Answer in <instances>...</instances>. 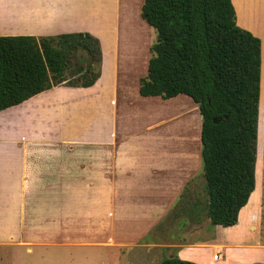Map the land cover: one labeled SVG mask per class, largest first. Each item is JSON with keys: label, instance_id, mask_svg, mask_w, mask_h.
Returning <instances> with one entry per match:
<instances>
[{"label": "crops", "instance_id": "1", "mask_svg": "<svg viewBox=\"0 0 264 264\" xmlns=\"http://www.w3.org/2000/svg\"><path fill=\"white\" fill-rule=\"evenodd\" d=\"M145 1L10 0L0 7V36L90 32L103 51L94 85H58L0 111V257L9 264H160L174 255L240 264L250 251L264 262L263 183L257 208L248 201L237 224L203 218L188 223L190 235L178 242L161 238L164 226H183L164 221L187 184L204 180L202 115L187 94L140 92L156 40L142 15ZM132 23L148 35L138 36ZM177 99L186 107L171 117L155 105ZM172 118L181 128L185 120L184 131L171 134ZM244 237L252 241L234 248Z\"/></svg>", "mask_w": 264, "mask_h": 264}, {"label": "trees", "instance_id": "2", "mask_svg": "<svg viewBox=\"0 0 264 264\" xmlns=\"http://www.w3.org/2000/svg\"><path fill=\"white\" fill-rule=\"evenodd\" d=\"M142 15L156 40L140 92L187 94L202 115L205 198L189 204L187 184L164 222L183 214L181 227L203 218L233 226L261 186L262 39L238 24L232 0H146ZM102 61L101 41L90 32L0 36V111L58 85L92 86ZM160 264L198 263L174 255Z\"/></svg>", "mask_w": 264, "mask_h": 264}, {"label": "rangeland", "instance_id": "3", "mask_svg": "<svg viewBox=\"0 0 264 264\" xmlns=\"http://www.w3.org/2000/svg\"><path fill=\"white\" fill-rule=\"evenodd\" d=\"M8 1H10V0H0V7L4 6L6 4V2H8ZM42 1H44V0H31L33 5H35V4L38 5L39 3H42ZM234 5H235V7H236L235 9L237 10V13H238V22L240 24L249 26L254 31L260 33L262 35V37L261 36H259V37L262 39V43H263V47H264V0H234ZM134 24H136V23H132L131 25L134 26ZM247 29H249V28H247ZM249 30L252 31L251 29H249ZM134 31L138 36H141L143 34L145 36L148 35V32H146L145 29H138L136 26H134ZM155 105H156V107L158 106L159 108L162 109V112L165 115V117H169V116L171 117L176 112L182 111L186 107V105L179 103V99L172 101V102H168L167 104H165L163 106H160V104H155ZM184 117L187 118V116H184ZM173 119L174 118H172V121L169 124L171 129H168V130L172 131L171 134L176 129H181L182 131H184V129H185L184 121L185 120L183 119V126L181 128V126H180L181 124L178 123L179 121H176ZM168 120H169V118L166 121H168ZM178 125L180 127L175 128ZM140 126H142V125H140ZM165 127L167 128V126H165ZM170 131H167V133H169ZM262 131H263V134H262L260 146H259V140H258L259 155H260V161H261V170L259 172V178L261 180V186L256 192H254L252 194V196L249 200V205H248V206H253L254 209H256L257 205H258L257 198L261 192L262 183H263V187H264V81H263ZM204 182H205V178L203 180V178L201 176V178L197 181L196 184L193 183L191 185V187H190V189L186 195V199L189 202V204L191 202H193V200H195L196 196H198V195L201 196L202 198H205ZM182 215L183 214H181V216H179L177 218L169 219L167 221V224L168 225H177L178 222H180ZM243 216H244V213L242 214V218H243ZM213 226H215V225H213ZM191 229L189 226H186L185 228H183V227L180 228L179 226H164L163 228H161V230H159V233H160L163 241L178 242L182 236L188 237V234H189V232H191ZM210 229H211V227H209L208 230L206 229V231H209ZM204 234H205V232H204ZM262 237H263V241H264V226H263ZM262 237H261V239H262ZM250 241H252L250 239V237H248V238L244 237L243 239H235V240H233V245H234V248H238L240 246L245 245L246 243H248ZM261 259H263V255L260 252H255V251L242 253L238 256V260H239L240 264H249L253 261H254L253 263L263 262V261H258ZM10 261H12L11 258H10ZM253 263H251V264H253ZM0 264H9V260L6 257L2 256V257H0Z\"/></svg>", "mask_w": 264, "mask_h": 264}, {"label": "built area", "instance_id": "4", "mask_svg": "<svg viewBox=\"0 0 264 264\" xmlns=\"http://www.w3.org/2000/svg\"><path fill=\"white\" fill-rule=\"evenodd\" d=\"M219 257V253L214 255V258L217 259Z\"/></svg>", "mask_w": 264, "mask_h": 264}]
</instances>
